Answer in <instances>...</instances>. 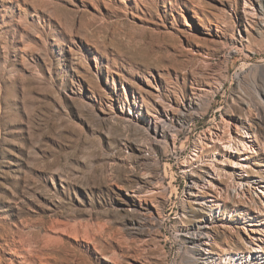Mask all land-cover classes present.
<instances>
[{
  "label": "rangeland",
  "instance_id": "1",
  "mask_svg": "<svg viewBox=\"0 0 264 264\" xmlns=\"http://www.w3.org/2000/svg\"><path fill=\"white\" fill-rule=\"evenodd\" d=\"M263 62L264 0H0V264H264Z\"/></svg>",
  "mask_w": 264,
  "mask_h": 264
},
{
  "label": "bare ground",
  "instance_id": "2",
  "mask_svg": "<svg viewBox=\"0 0 264 264\" xmlns=\"http://www.w3.org/2000/svg\"><path fill=\"white\" fill-rule=\"evenodd\" d=\"M264 64V62L262 63ZM203 89V88H202ZM204 90V89H203ZM200 96V95H199ZM196 99V100H195ZM195 99H193L192 101H190L189 103H182V108L180 109V112H175V115H170V113H167V119L170 122H181V120L185 119L187 116H193L196 111H197V105L198 103V97H195ZM171 109V108H170ZM196 115V114H195ZM153 122V121H152ZM165 122V123H164ZM153 125V124H152ZM166 121L165 119H156L154 120V128L155 131L160 135V136H166L167 133V129H166ZM173 127V126H172ZM211 132V131H210ZM247 132V131H246ZM243 137L248 138L250 137V134L246 133L243 135ZM211 141L214 142L213 147H215L217 144V141H220L222 144V135L218 132H212L211 133V137H210ZM216 140V141H215ZM251 140L248 139H242V137L239 138H235V139H228L224 141V146H225V150L228 154H233V153H244L245 151H249L250 148H253L252 146H254V140L252 142H250ZM200 152V151H199ZM200 154V153H199ZM198 152H194V155L199 157ZM195 158V160H198V158ZM236 163L238 164V167H241V161H236ZM202 177L200 178L201 180V186L204 188H211L214 190L217 182H222L221 178L223 175L222 172V168L220 167V165L218 164V162H210V161H205L202 165ZM198 181H196L195 178H193L191 180V182L189 181V188L192 192H194V188H196L198 185L197 183ZM199 183V184H200ZM243 183L239 182V186H242ZM210 189V190H211ZM219 191V190H218ZM219 205V204H218ZM209 227L208 224H204L201 226L200 228V233H199V238H200V249L202 251H207L208 247L207 245H210V234L208 233L209 231L207 230V228Z\"/></svg>",
  "mask_w": 264,
  "mask_h": 264
}]
</instances>
